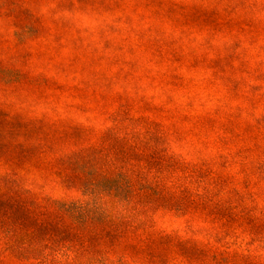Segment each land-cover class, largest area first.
<instances>
[{"label":"rangeland","instance_id":"rangeland-1","mask_svg":"<svg viewBox=\"0 0 264 264\" xmlns=\"http://www.w3.org/2000/svg\"><path fill=\"white\" fill-rule=\"evenodd\" d=\"M88 147L194 200L129 264H264V0H0V176L85 200Z\"/></svg>","mask_w":264,"mask_h":264},{"label":"trees","instance_id":"trees-1","mask_svg":"<svg viewBox=\"0 0 264 264\" xmlns=\"http://www.w3.org/2000/svg\"><path fill=\"white\" fill-rule=\"evenodd\" d=\"M96 149L87 148L92 156L81 170L69 155L55 162L62 183L76 181L85 200L37 198L14 186L10 177L0 176V264L136 263L152 240L145 214L154 205L183 213L185 202L194 203L162 172L138 175L144 170L135 164L134 174L116 162L103 163ZM12 208L24 210L25 218L14 215ZM65 234L68 238L62 237ZM87 236L99 246L86 253ZM163 236L171 238L168 233Z\"/></svg>","mask_w":264,"mask_h":264}]
</instances>
